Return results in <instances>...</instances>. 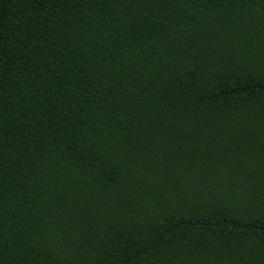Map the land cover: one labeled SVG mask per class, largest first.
Listing matches in <instances>:
<instances>
[{
  "label": "trees",
  "instance_id": "trees-1",
  "mask_svg": "<svg viewBox=\"0 0 264 264\" xmlns=\"http://www.w3.org/2000/svg\"><path fill=\"white\" fill-rule=\"evenodd\" d=\"M0 264H264V0H0Z\"/></svg>",
  "mask_w": 264,
  "mask_h": 264
}]
</instances>
